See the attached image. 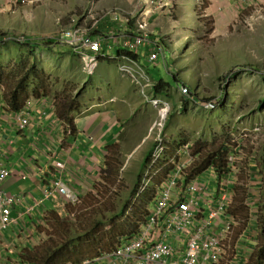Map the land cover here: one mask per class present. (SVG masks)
Wrapping results in <instances>:
<instances>
[{
	"label": "rangeland",
	"instance_id": "374dc122",
	"mask_svg": "<svg viewBox=\"0 0 264 264\" xmlns=\"http://www.w3.org/2000/svg\"><path fill=\"white\" fill-rule=\"evenodd\" d=\"M228 1L230 6L221 9L228 14L226 18L216 17V10L208 9L209 0H199L193 7L190 0H173L170 13L168 11L161 13L163 12L161 11L150 20L147 35L149 38H159V42L148 39L144 43L147 44L149 40L153 43L148 61L154 66L159 65L151 68V72H156L158 77L170 83L171 87L156 94L152 87L142 88L132 82L135 87L130 82L132 88L138 92V87L145 93L146 98L139 94L144 104L139 102L137 109L136 103L131 104L134 108L131 119L123 122V133L116 141L123 159L119 182L112 188L113 191L105 201H98L100 199L98 194L94 197L88 194L79 199L73 206L74 210L69 213L64 207L59 208L62 223L68 225L67 232H70L65 238L60 237L66 240L81 235L90 229L93 222L106 221L109 216L116 213L120 197L128 193L136 179L135 176L140 173L141 158L148 149L147 144L136 151L129 146L136 142L138 132L143 131L148 123L152 124L155 120L156 110L149 101L159 98L170 104L161 134L168 143L163 161L159 163V170L153 180L156 177H159V180L165 177L170 164L164 166L162 164L183 145H188L190 148L189 151L194 158L193 165L196 161V151L208 149L219 138L224 140L226 132L229 128L232 129L226 163L227 159H231L230 167L234 169L230 175L231 195L228 213L234 217L235 225L227 235L225 255L220 264H228L230 260L241 263L247 261L258 242L257 216L261 201L262 182L258 172H255L256 169L252 170L251 167L252 164H256L264 151V107L261 109L258 104L264 93V80L261 78L264 74V0H248L245 5L238 6L239 8L233 5V1ZM134 5L135 0H37L35 2L30 0L26 4L16 0H0V32L8 34L5 45L0 46V67L4 66L5 71V77L0 80V91L7 89L6 84L10 75L7 74L8 68L11 58H15L11 55L15 49L12 41H25V38L43 41L47 38L59 41L53 45L52 51L56 54L51 57L59 56L61 60V64L53 68L52 65L47 64L49 60L45 55L38 56V59H43L45 64V79L50 88L47 97L59 98V93L60 97H63L65 95L63 91L68 88L67 95L77 96L81 101L82 109L87 105L86 108H89L93 101L98 100L96 97L99 95L104 94L105 98L110 93V89L104 86L105 90L102 93H99L98 89H90V84L86 82L88 76L83 72L80 63V60L83 61L82 57L78 59L73 53L75 50L64 44L62 37L74 19L80 21L82 27L94 31L98 26L93 28L92 25H97L112 13L119 12L122 18H130L127 13L134 10ZM130 24L134 28L135 21L131 20ZM186 34L192 37L190 46L182 49V44L173 52V57L181 61L197 52L194 57L195 63L192 62L197 67L193 68L192 65H188L187 60H182L183 70L187 74L190 72L191 75L196 76L190 81L188 79L189 82L180 75L177 66L173 65L175 61L172 62L170 58L168 60L166 56L169 54H164L167 45L174 44L176 38ZM143 45L139 46L138 50ZM158 48L162 51L151 63L150 56L155 54ZM128 56L134 60L129 54ZM149 76L155 85V78ZM185 86L189 92L187 95L182 91ZM224 86H229L228 90L235 91L237 95L232 100L234 107L219 119L221 112L217 110V104L212 110H204L202 105L211 100L217 103L214 101L217 100V91L221 92ZM32 95L26 101V105L35 100ZM146 105L151 108H147ZM141 107L144 109L141 110ZM82 109L79 114H82ZM64 124L63 126H67L66 123ZM148 137L147 141L153 147L154 134L150 133L149 129ZM107 151L109 153L112 149ZM229 156L232 157L228 158ZM192 165L185 169L186 173H190ZM41 217L38 221L39 226L30 229L32 236L28 235L27 238L30 248L46 242L49 237L54 239L55 235L57 237L56 232L63 233V229H58V224L54 223L55 216L52 212H44ZM143 224L140 225L139 230ZM1 243L5 245L7 238L4 241L0 240ZM22 245L24 241L16 242L15 248L13 246L5 249V246H0L3 262L18 264L17 260H14L20 257V251H24Z\"/></svg>",
	"mask_w": 264,
	"mask_h": 264
},
{
	"label": "built area",
	"instance_id": "2783aa9c",
	"mask_svg": "<svg viewBox=\"0 0 264 264\" xmlns=\"http://www.w3.org/2000/svg\"><path fill=\"white\" fill-rule=\"evenodd\" d=\"M16 1L23 4L30 2V0ZM231 1L243 6L248 0ZM172 5L173 0H135L134 10L129 12L135 25L129 34L122 35L121 45L124 52L120 54L122 62L118 65V69L142 88L145 86L150 88L153 83L144 67L129 58L125 52H135L139 46L146 43L152 16L163 10L171 12ZM96 26L98 23L92 25L93 28ZM91 30L76 24L73 20L62 37V41L66 44L81 50L88 76L95 73L101 58L107 56L102 42L93 37ZM161 51L162 49L158 48V51L150 56L151 63L157 59ZM182 91L185 95L189 93L186 86ZM150 103L156 110V118L149 127V132L154 134V148L144 166L137 191V195L141 194L153 182L159 181L155 185V198L148 219L133 238L122 242L111 251L86 259L80 264H220L225 255V241L235 225L234 217L228 213L231 195L230 175L234 170L230 167L231 159H227L228 168L223 177H219L215 167H209L201 174L190 178L185 169L192 165L194 158L188 145H183L162 164L163 166L170 164L165 177L161 180L156 177L153 180L166 152L168 141L161 134L170 104L159 98L151 99ZM214 107L212 101L202 105L204 110H211ZM35 112L42 118H56L57 123H60L53 103L47 100H44L37 111L34 110V101H30L22 111L16 113L9 111L7 115L8 119L14 122L15 130L25 133L33 125ZM4 117L6 115H1L0 110V140H2ZM14 143V139H8L6 144L13 146ZM230 157L232 156L228 158ZM55 168L59 175L54 181V186L43 194L42 199L33 205L28 213L39 211L43 202L53 195H59L73 204L79 201L65 180L66 163L58 160L55 162ZM10 175L12 171L0 164V240L3 234L20 222L19 216L14 215L17 197L6 193L1 187ZM228 264H241V262L230 260Z\"/></svg>",
	"mask_w": 264,
	"mask_h": 264
},
{
	"label": "crops",
	"instance_id": "0c3cea01",
	"mask_svg": "<svg viewBox=\"0 0 264 264\" xmlns=\"http://www.w3.org/2000/svg\"><path fill=\"white\" fill-rule=\"evenodd\" d=\"M35 1L37 0H33V2ZM198 1L190 0L191 7ZM228 2V0H209L208 9L216 10V17L226 18L228 14L222 12L221 9H227L230 6ZM233 5L239 8L235 3ZM157 15L159 14L152 16L151 19ZM125 19L122 18L119 12H115L98 23L96 39H99L104 45L107 56L99 61L97 70L91 76L90 89H98L100 90L99 93H102L105 90L104 86H107V89H110V93L105 98L104 94L99 95L96 97L98 100L93 101L89 108H86L88 105L83 107V109L81 108L82 114H79L81 110L75 114L74 133H65L62 124H58L56 118H42L36 112L33 115V125L30 126L27 132L20 133L15 130V124L8 119L7 113H2L6 117H4L5 121L2 130L3 141L0 140V164L9 168L12 171V175L5 180L1 187L6 193L17 197L14 215L19 216L20 222L16 226H12L11 228L13 229L10 228L8 232L2 235L1 240L4 241L7 238V243L5 245L1 243V247L5 246V249H10L14 246L15 248L16 242L24 241V245L21 248L32 249L27 244V238L32 236L30 229L39 226L38 221H40L44 212L58 211L59 208H65L66 204H76L67 201L59 195H53L43 202L40 212L35 210L28 213L30 208L42 199L43 194L54 186V181L59 175L58 170L55 168L56 161L62 160L66 163L65 180L77 195V199L81 200L82 197L95 193L93 185L99 179L104 158L108 153L107 149H109L111 144L116 145L118 137L123 133V122L131 119L132 111H134L131 104L134 105L136 103L137 109V104L143 102L139 94L146 98L145 93L138 87V92L132 88L131 83L133 80L129 76L120 73L118 69V65L122 62L120 58V51L123 48L121 45L122 35L129 34L133 29L130 21L126 22ZM128 19L133 20L131 17ZM74 20L76 24L81 25L80 21ZM191 38L189 34L180 36L176 38L174 44H169L164 48L165 55H170V57L169 55L166 56L168 60L170 58L172 62L175 61L176 64L173 62V65L177 66L180 75L183 78L185 77L187 81L196 76L191 75L190 72L187 74L181 64L187 60L188 65H192L191 67L193 68L197 67L192 64V62L195 63L194 57L197 52L190 58H183V61L175 59L173 52L182 44V49L188 48ZM148 39L159 41L158 37L149 38L148 36ZM150 40L134 52L137 55V59H134L144 67L152 78H156L158 75L156 72H151V68L159 65L154 66L148 61L153 48V43ZM108 57L118 59L116 61L109 60ZM178 62L181 63L177 64ZM198 80H200V76H198ZM223 95L224 91H217V98ZM101 98L107 102H104ZM43 102L42 100H34V110H39ZM151 106L146 105L147 108H151ZM143 109L141 107V110ZM150 125L148 123L143 131L138 132L136 142L131 143L129 148H133L136 151L144 144H147L148 149L144 155L149 151L152 147L151 143L147 141ZM8 139L15 140L13 146L6 144ZM144 155L141 158V162ZM140 165L139 172L141 170ZM252 165V170L256 169V164ZM255 172H258V169ZM19 253L21 254L22 252L20 251ZM2 258L3 256L0 254V264H5ZM16 260L18 264H21L20 257L14 261Z\"/></svg>",
	"mask_w": 264,
	"mask_h": 264
},
{
	"label": "trees",
	"instance_id": "16d2710c",
	"mask_svg": "<svg viewBox=\"0 0 264 264\" xmlns=\"http://www.w3.org/2000/svg\"><path fill=\"white\" fill-rule=\"evenodd\" d=\"M97 31H93L94 37H96ZM7 35V33L0 32V46L5 45ZM12 42V46L15 49L11 55H14L15 58H11L8 68L7 74L9 73L10 75L6 84L7 89L3 90V92L0 91V110L4 113H9V111L12 113L20 112L25 108L26 101L30 95L33 94V98L37 101L47 100L52 103L54 102L56 116L60 120L64 132L74 133L75 114L81 110V101L77 96L67 95L66 91H68V88L63 91L65 93L63 97H60V93L59 98L47 97L50 88L47 79H45V64L43 59H38V56L43 54L49 60L47 64L52 65L53 68H57L61 64V60L59 56L56 58L51 56L56 54L52 51L53 45L56 42L59 43V41L47 38L43 39V41H33L32 39L25 38V41L18 40ZM66 45L75 50L73 53L78 59L82 57L81 50L68 44ZM123 52L124 50H122ZM125 53L137 59V55L131 52ZM108 59L116 61V58L111 59L108 57ZM80 63L82 64L83 72L86 74L84 61L80 60ZM252 70L255 71V69ZM4 75V66H2L0 67V80H3ZM90 77L86 78V82L89 84H91ZM261 78L264 80V74L261 75ZM155 81L156 84L152 86V89L156 94L161 93L163 89L167 90L168 87H171V84L160 78V76L156 77ZM228 88L229 86H224L222 89L224 95L214 100L217 102V110L221 112L219 113V119L223 118L227 114L226 112L234 107L232 100L237 93L228 90ZM258 104L259 108L262 109L264 107V93L259 99ZM64 123L68 127L63 126L65 125ZM231 132L232 129L229 128L224 140L219 138L208 149H203L200 152L196 151V161L192 165L189 177L193 178L209 167H215L219 173V177L224 176L223 174L227 171L226 157L228 150H230L228 141ZM111 149L112 151H109L104 158L99 179L93 185L96 194L90 193L89 195L94 197L98 194L100 197L98 201H105L113 191L112 188L119 182V172L123 165L122 154L119 147L115 144L109 146V150ZM151 149L152 147L144 155L140 165V173L136 176L130 190L120 197L115 214L109 216L106 221L93 222L90 229L85 233L65 240V236L70 234V232H67L68 225L62 223L59 211H51L55 216L54 223L58 224V229H63V233L59 234L56 232L57 237L54 234V239L49 237L46 242H42L37 247L24 249L20 254L21 264H80L86 259L94 258L97 255L111 251L122 241L124 242L134 237L139 231L140 225L147 220L149 210L155 198V185L159 182L156 180L143 193L136 195L141 181V173L150 157ZM257 169L262 182L260 187L261 201L258 206L259 214L257 216L258 242L253 247V251L247 261L243 264H264V151L256 162V171ZM73 206L75 205H65L67 213L74 210Z\"/></svg>",
	"mask_w": 264,
	"mask_h": 264
},
{
	"label": "bare ground",
	"instance_id": "6f19581e",
	"mask_svg": "<svg viewBox=\"0 0 264 264\" xmlns=\"http://www.w3.org/2000/svg\"><path fill=\"white\" fill-rule=\"evenodd\" d=\"M19 3H22V2H19ZM134 7H135V5H134ZM165 11H167V10H163V12H165ZM169 13H170V12H169ZM127 14L129 15V13H127ZM156 14H157V13H156ZM156 14H154V15H156ZM154 15H153V16H154ZM129 16H130V15H129ZM126 20H128V18H126L125 21H126ZM130 21H131V20H130ZM149 24H150V23H149ZM148 28H149V27H148ZM134 60H135V59H134ZM211 101H212V100H211ZM212 102H213V101H212ZM216 104H217V103H214L215 106H216ZM214 108H215V107H214ZM214 108H213V109H214ZM211 110H212V109H211ZM226 164H227V163H226ZM227 168H228V164H227ZM189 174H190V173H189ZM190 178H191V177H190ZM41 208H42V207L39 208V212L41 211ZM9 230H10V229H9ZM9 230H8V231H9Z\"/></svg>",
	"mask_w": 264,
	"mask_h": 264
},
{
	"label": "clouds",
	"instance_id": "9594fccd",
	"mask_svg": "<svg viewBox=\"0 0 264 264\" xmlns=\"http://www.w3.org/2000/svg\"><path fill=\"white\" fill-rule=\"evenodd\" d=\"M98 25H99V24H98ZM87 76H88V75H87ZM2 113H3V111H1V115H2ZM4 116H5V114H4ZM153 147H154V146H153ZM153 147H152V149H153ZM143 169H144V168H143ZM142 173H143V170H142ZM142 173H141V176H142ZM139 185H140V184H139ZM136 195H137V194H136ZM138 195H140V194H138ZM138 232H139V231H138ZM138 232H137V233H138ZM132 238H133V237H132ZM130 239H131V238H130ZM128 240H129V239H128ZM122 242H123V241H122ZM122 242H121V243H122ZM121 243H120V244H121ZM120 244H119V245H120ZM119 245H118V246H119Z\"/></svg>",
	"mask_w": 264,
	"mask_h": 264
}]
</instances>
